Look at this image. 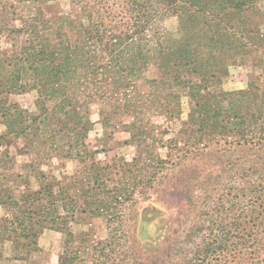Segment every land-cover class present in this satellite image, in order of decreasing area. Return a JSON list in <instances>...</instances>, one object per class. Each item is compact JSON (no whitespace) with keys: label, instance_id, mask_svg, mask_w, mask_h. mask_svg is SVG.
Wrapping results in <instances>:
<instances>
[{"label":"rangeland","instance_id":"374dc122","mask_svg":"<svg viewBox=\"0 0 264 264\" xmlns=\"http://www.w3.org/2000/svg\"><path fill=\"white\" fill-rule=\"evenodd\" d=\"M153 2L160 15L148 39L151 46L158 41L170 44V39L180 37L177 16L170 9L174 3ZM79 6L82 3L76 5L71 0H51L43 5L32 0H0V58L25 44L27 37L14 30L23 28L36 12L39 14V8L48 20L63 17L56 26L74 40ZM257 7L264 13V0ZM257 12L254 9L248 18L253 28L251 51L243 56L228 52L226 76L220 85L203 92L205 95L246 91L251 83L264 89V66L254 65V60H264V15ZM197 34L191 32L188 40L204 38ZM203 46L206 53L210 51L207 43ZM155 55L142 71L128 75L134 85L127 91L120 93L112 84L114 77L120 79L126 73L116 74L101 67L85 85L79 84L72 99L79 102L77 110L83 123H67L53 142L44 140L42 123L40 131L33 132L36 139H23L6 134L0 118V200L6 202L14 196L19 199L28 188L38 190L37 174L42 172L56 179L63 208L79 210L85 206V214L79 211L77 221L69 225L76 239L85 232L96 240H105L110 226L115 228L121 245L113 255L123 259L127 252L129 259L124 264H185L201 252L211 238L210 230L218 236L214 226L217 212L227 213L242 199L240 188L249 181L243 164L250 154L238 147L243 142L234 133H225L202 120L203 113L190 99L189 91L176 88L172 77L164 74L171 57ZM95 65L98 70L99 64ZM8 71H0V85ZM187 78L197 81L189 75ZM37 100L36 90L3 92L0 104L16 103L29 114L38 115ZM260 101L264 109V98ZM46 104L52 109L55 102L48 100ZM251 108L247 102L234 107L236 113H250ZM56 118L64 117L57 113ZM114 194L123 197L120 195L117 204L107 201L108 215L98 217L90 209L88 203L103 202ZM12 216L9 208L0 204V226L2 220ZM65 240L66 232L44 230L39 249L29 261L13 259L12 244L1 241L0 264H59Z\"/></svg>","mask_w":264,"mask_h":264},{"label":"trees","instance_id":"16d2710c","mask_svg":"<svg viewBox=\"0 0 264 264\" xmlns=\"http://www.w3.org/2000/svg\"><path fill=\"white\" fill-rule=\"evenodd\" d=\"M32 1L43 5L51 0ZM260 1L263 0H172L174 6L170 9L177 16L180 37L170 39V44L158 41L155 46H151L147 35L160 15L153 0H71L76 5L82 3L74 40L67 37L62 27L58 30L56 26L63 17L48 20L39 8V14L36 12L23 28L14 30L27 37L25 44L10 56L4 53L5 58H0V71L10 70L0 85V98L3 92L36 90L39 114H29L16 103L0 104L6 134L36 139L37 134L33 132L40 131L42 123L44 140L53 142L67 123L78 120V124L83 123L77 110L79 102L75 103L72 94L79 84L83 85L92 75L95 77L100 67L127 74L112 80L116 85L114 90L121 93L134 85V79L128 75L147 67L146 62L155 52L154 57L170 56L165 76L172 77L176 88L189 91L190 99L203 113L202 120L217 125L225 133H234L243 142L238 147L250 154L243 164L247 166L249 178L247 186L240 188L244 201L240 198L227 213L217 212L214 226L218 236L210 230L211 238L203 250L185 264H264V121L260 122L264 120V116H260L264 112L260 101L264 98V89L251 83L246 91L217 96L203 93L220 85L226 76L228 52L243 56L251 51L249 39L253 28L248 18L254 9L264 15L257 7ZM193 31L199 33L195 36L204 38L190 42L188 36ZM204 43L210 47L207 53L202 50ZM102 60L107 62L100 63ZM254 65L264 66V60H254ZM188 75L197 81L188 79ZM48 100L55 102L52 109L47 107ZM245 102L253 107L250 113H236L235 105ZM224 105H227L225 109ZM57 113L64 118H56ZM37 175L38 190L28 188V193L20 195L19 199L14 196L8 199L10 202L0 200L13 215L11 219L2 220L0 226V242L12 244L13 259L29 261L31 254L39 249L42 232L51 229L66 232L59 264L127 262V252L123 259L113 255L121 245V237L111 226L105 240H96L85 232L76 239L69 225L77 221L79 211L85 214V206L78 207L79 210L63 208L60 193L56 191V179L42 172ZM18 178L23 179L21 175ZM120 195L123 197V194H114L103 202L96 200L88 205L102 217L110 212L106 206L109 200L117 204L122 199ZM101 203L104 205H99Z\"/></svg>","mask_w":264,"mask_h":264}]
</instances>
